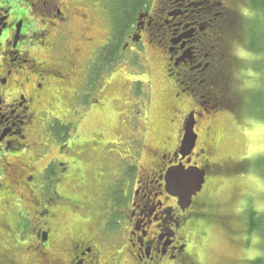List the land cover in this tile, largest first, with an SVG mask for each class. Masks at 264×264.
I'll list each match as a JSON object with an SVG mask.
<instances>
[{
	"label": "flooded vegetation",
	"instance_id": "af4514ba",
	"mask_svg": "<svg viewBox=\"0 0 264 264\" xmlns=\"http://www.w3.org/2000/svg\"><path fill=\"white\" fill-rule=\"evenodd\" d=\"M216 1L120 0L116 10L112 0H0V264H203L187 230L210 207L205 184L182 209L166 183L172 169L197 167L207 177L215 163L213 149L198 142L182 156L186 119L176 147L150 145L130 130L118 153L102 137L91 141L85 163L90 141L71 136L91 113V86L99 88L96 107L116 63L131 79L128 64L149 62L145 52L165 62L177 107L186 94L194 98L205 72L223 62L221 31L205 21L221 14L226 0ZM142 84L121 87L130 94ZM126 100L139 131V97Z\"/></svg>",
	"mask_w": 264,
	"mask_h": 264
},
{
	"label": "rangeland",
	"instance_id": "374dc122",
	"mask_svg": "<svg viewBox=\"0 0 264 264\" xmlns=\"http://www.w3.org/2000/svg\"><path fill=\"white\" fill-rule=\"evenodd\" d=\"M234 2L230 1L231 7H235ZM111 5L116 6L117 0H112ZM91 16L94 18V36L100 39L103 36L101 14L96 9ZM75 27L81 32L80 22ZM75 42L78 45L83 43L81 38ZM231 45L232 54L238 59L244 57L243 60L249 64L254 61L255 58L246 48L237 43ZM87 47L89 50L90 46ZM92 48L93 45L91 53ZM144 58L149 62H135V67L128 64L135 71L131 70V79L123 78V65L116 63L117 66L111 70L117 72L109 74L102 81L110 84L106 86L109 93L100 97L101 101L96 103V107L92 103L98 97L96 91L99 88L97 84L91 86V113L85 117L80 131H73L71 136L77 135L78 140H83L81 142L90 141L85 148L87 156L79 158L84 163L90 157L91 141L100 142L98 137H102L112 144V153H118L130 130L134 134L141 133L139 137H145L146 142L149 141L148 144L153 146L163 148L178 145L184 119L199 104L186 94L183 96L184 103L181 101L183 104L177 107V84L173 78L165 75V62H157L155 56L146 52ZM249 64L242 66L234 80L237 89L243 94L248 87L261 85L257 74L252 79L244 72L246 68L252 67ZM137 67L142 70L137 71ZM132 80L143 81V87H137L133 92L131 88V93L127 94V88L122 90L121 86H126ZM140 89L144 91L140 93ZM62 96L63 90L60 89L56 92V99ZM132 96L139 97L137 110L141 111L139 120L142 118L139 131L126 117L129 111L126 99ZM241 109L244 110L241 113L221 110L206 114L202 119L197 117L199 125L197 122L198 127L195 129H198V146L206 145L213 149L212 153H208V158L220 163L218 166L224 165L221 171H214L217 166L215 163L210 167L204 186V194L209 196L206 203L210 207L187 230L189 249L199 256L203 264H251V260L264 254L260 237L257 234L250 235L247 226L249 212H264V118L260 117V120L255 115L245 113L246 108ZM148 161L149 156L142 157L143 164Z\"/></svg>",
	"mask_w": 264,
	"mask_h": 264
},
{
	"label": "trees",
	"instance_id": "16d2710c",
	"mask_svg": "<svg viewBox=\"0 0 264 264\" xmlns=\"http://www.w3.org/2000/svg\"><path fill=\"white\" fill-rule=\"evenodd\" d=\"M119 1L117 0L116 6L114 5L116 10L120 7ZM221 1L224 0L216 2ZM230 1L223 2L220 8L221 14L216 16V19L214 13L205 20L206 25L213 27L214 31H221L217 39L221 46L223 62H214L205 72L204 78L200 79L195 89L194 100L205 111V115L221 110L241 113L244 111L241 108H246L245 113L255 115L261 120L264 118V0H232L235 1V7L230 6ZM232 43L246 48L255 58L254 61L249 64L243 60L244 57L238 59L234 56L231 50ZM244 64L252 66L244 70L247 76L253 79L257 74L261 81L260 87H248L245 94L237 89L234 83L236 73ZM221 170L220 167L215 168L214 171ZM248 217V233L260 237L261 250L264 252V212L252 211L249 212ZM251 261V264H264V254Z\"/></svg>",
	"mask_w": 264,
	"mask_h": 264
},
{
	"label": "water",
	"instance_id": "95a60500",
	"mask_svg": "<svg viewBox=\"0 0 264 264\" xmlns=\"http://www.w3.org/2000/svg\"><path fill=\"white\" fill-rule=\"evenodd\" d=\"M196 114L191 113L184 126V136L181 142L180 152L182 156L191 155L196 147L197 134L195 126L197 124ZM201 117L202 115H198ZM206 172L197 167L175 168L170 170L166 176L168 191L178 198L182 209L191 206L193 198L202 191L206 182Z\"/></svg>",
	"mask_w": 264,
	"mask_h": 264
},
{
	"label": "snow or ice",
	"instance_id": "6c2138e0",
	"mask_svg": "<svg viewBox=\"0 0 264 264\" xmlns=\"http://www.w3.org/2000/svg\"><path fill=\"white\" fill-rule=\"evenodd\" d=\"M0 31H2V29H0ZM0 138H2V137H0Z\"/></svg>",
	"mask_w": 264,
	"mask_h": 264
}]
</instances>
